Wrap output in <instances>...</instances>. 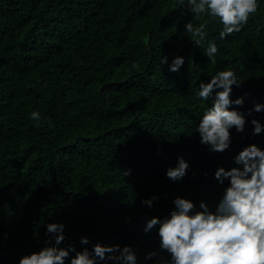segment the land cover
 I'll return each mask as SVG.
<instances>
[{
    "label": "trees",
    "instance_id": "16d2710c",
    "mask_svg": "<svg viewBox=\"0 0 264 264\" xmlns=\"http://www.w3.org/2000/svg\"><path fill=\"white\" fill-rule=\"evenodd\" d=\"M259 3L241 32L219 40L214 22L194 46L183 25L200 21L178 0H0V264L51 246L50 223L64 225L59 247L127 245L137 264H168L146 222L168 216L177 197L214 210L228 186L214 178L217 168L240 167L234 157L249 145L264 150V130L254 136L251 124L264 129V111L247 115L264 104ZM212 39L220 49L214 65L205 55ZM163 55L168 64L160 65ZM176 56L185 64L171 73ZM224 70L241 83L232 99L244 98L233 107L246 124L242 133L230 129L228 150L213 153L199 142V120L212 104L198 97L199 83ZM181 157L189 168L174 183L166 170ZM153 196L151 208L141 205Z\"/></svg>",
    "mask_w": 264,
    "mask_h": 264
},
{
    "label": "clouds",
    "instance_id": "9594fccd",
    "mask_svg": "<svg viewBox=\"0 0 264 264\" xmlns=\"http://www.w3.org/2000/svg\"><path fill=\"white\" fill-rule=\"evenodd\" d=\"M186 7L198 25L191 21L185 23L184 33L191 36L194 46L205 40L209 24L218 22L222 28L218 39L242 31L259 8V0H178ZM220 49L215 39L209 40L205 55L211 64H216ZM168 64V57L161 56L160 65ZM185 64L182 56H176L168 66V71L178 73ZM139 70V62L132 64ZM233 86L241 87L234 71H217L210 80L199 83L198 97L202 101L212 100L211 107L203 112L197 132L200 144L213 153H223L231 144L230 129L242 133L245 128V114L236 110L242 107L244 98L232 99ZM233 106H236L234 108ZM264 111V104L255 103L247 115ZM30 119L41 120L38 111H32ZM252 135H260L262 125L255 119ZM36 126H39L37 123ZM51 126V124H49ZM234 163L240 167L225 170L217 168L214 178L228 186L214 210L200 202L199 209L189 200L177 197L173 200L174 209L163 218L153 217L146 222L144 232L156 229L159 250L169 255L168 264H264V150L255 144L243 148L235 157ZM188 163L181 157L176 166L166 170V178L172 182L183 179ZM123 177L131 175V169L121 171ZM158 200L157 196L141 200L148 208ZM45 244L51 245L22 256L18 264H99L114 261L116 264H137L136 251L130 246H102L96 243L91 251L87 247L80 251L72 245L59 247L65 240L64 225H46ZM81 245L90 243L81 237ZM70 253L74 255L70 256ZM157 256L153 251L146 255L150 260Z\"/></svg>",
    "mask_w": 264,
    "mask_h": 264
}]
</instances>
